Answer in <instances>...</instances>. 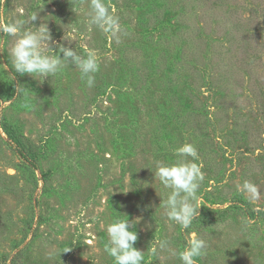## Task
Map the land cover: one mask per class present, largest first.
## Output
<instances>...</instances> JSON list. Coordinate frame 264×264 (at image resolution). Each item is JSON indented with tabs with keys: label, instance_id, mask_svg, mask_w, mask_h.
<instances>
[{
	"label": "rangeland",
	"instance_id": "374dc122",
	"mask_svg": "<svg viewBox=\"0 0 264 264\" xmlns=\"http://www.w3.org/2000/svg\"><path fill=\"white\" fill-rule=\"evenodd\" d=\"M104 3L119 39L90 24V0H0L3 17L39 11L55 41L99 59L91 87L74 65L41 83L14 73L16 37L0 32V264H115L107 227L126 215L143 264H182L193 234L197 264H264V0ZM184 143L204 177L188 229L154 174Z\"/></svg>",
	"mask_w": 264,
	"mask_h": 264
},
{
	"label": "clouds",
	"instance_id": "9594fccd",
	"mask_svg": "<svg viewBox=\"0 0 264 264\" xmlns=\"http://www.w3.org/2000/svg\"><path fill=\"white\" fill-rule=\"evenodd\" d=\"M115 13V8L105 4L104 0H90L88 12L90 24L101 32L119 39L122 28ZM38 16L39 11L27 19L5 18L0 13V32L9 37H16L10 49L11 68L14 73L20 76L28 74L43 83L46 78H52L64 68L74 65L79 69L81 79L86 80L87 85L91 87L94 84L95 73L99 71L96 52L89 50L82 56L72 47L55 41L48 24L49 20L39 17L41 20L39 26L33 23ZM63 39L67 40L69 45L72 42L65 36ZM26 90L28 89L23 84L16 85V94L24 93ZM175 156V161L170 164L161 160L155 161L154 174L164 188L171 189L167 200L163 201L167 218L188 229L200 215L199 209L202 205L198 192L204 177L201 167L195 162L198 159V152L193 144L184 143L179 146L175 149ZM241 188L244 194H251L250 200L256 198L257 188L254 184L245 181ZM135 225L127 215L126 218H115L108 225V243L104 250L114 258L115 264H143L144 252L135 247L138 239V233L134 230ZM167 246V241L160 243L161 249ZM205 249L206 241L193 234L178 256L182 264H197V258L205 254ZM151 252L155 254L157 248L153 247Z\"/></svg>",
	"mask_w": 264,
	"mask_h": 264
},
{
	"label": "trees",
	"instance_id": "16d2710c",
	"mask_svg": "<svg viewBox=\"0 0 264 264\" xmlns=\"http://www.w3.org/2000/svg\"><path fill=\"white\" fill-rule=\"evenodd\" d=\"M4 128H5V131L11 136V140L21 145V140H20L19 135H17V132L13 128L8 126L7 124H4ZM19 150L21 153H24L22 149V145H21V148H19Z\"/></svg>",
	"mask_w": 264,
	"mask_h": 264
}]
</instances>
